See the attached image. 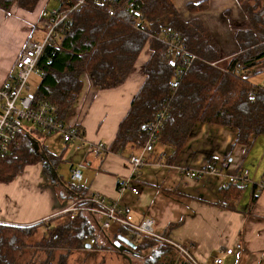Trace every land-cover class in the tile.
I'll list each match as a JSON object with an SVG mask.
<instances>
[{
  "label": "crops",
  "instance_id": "1",
  "mask_svg": "<svg viewBox=\"0 0 264 264\" xmlns=\"http://www.w3.org/2000/svg\"><path fill=\"white\" fill-rule=\"evenodd\" d=\"M170 1L183 20L197 19L204 25L217 41L223 57L239 53L235 36L239 31L248 30L249 25L238 0ZM198 4H202V10L188 11V5ZM56 6L52 0H39L32 11L17 5L9 11L0 9V86L10 81L14 73L13 64L25 42L29 38H41V18ZM35 34L40 36L37 38ZM150 54L148 45H145L125 82L114 89L99 90L88 75L81 76V91L64 120L67 125L79 128L86 143L111 145L133 97L144 84V65ZM263 80L264 72L251 78L253 84ZM35 130L31 129L29 134L21 137V146L29 144L30 149L39 155L47 152L57 156L64 148L66 151L56 166L48 164L44 168L42 163L27 165L11 182L0 183V225L46 230L56 226L63 218L61 210L72 202L68 196L60 195V189L69 184L71 169L83 163L86 168L82 172L81 183L76 186L83 197L100 194L109 200H117L136 223L152 219L157 234L193 245L198 263L213 264L217 250L230 249L233 253L224 259L223 264H264V190L255 192L254 196L252 190L257 182H264V134L250 138L248 145H235V129L197 123L173 165L166 162L171 150L156 144L152 153L145 154L147 164L133 173L126 164L128 156L132 155L129 151L124 155L108 153L96 156L84 145L77 150L65 144L60 152L53 147L49 149L45 144L38 149L31 141ZM132 153L136 155L140 151ZM225 160L228 168L220 176L204 175L192 180L180 174V169L200 170L210 161L220 165ZM244 170L248 172V183L235 210L223 208L220 206L223 186L229 178ZM119 178H126L138 194L130 191L119 193ZM252 197H255L254 202ZM81 217L87 220L93 231L98 223L95 216L82 213ZM121 232L112 225L106 235L89 248L92 251L87 248L74 250L71 258L82 252H104L129 264L110 244L118 236L127 237L124 231ZM142 241L146 246L138 250L141 258L130 257L132 264H142L144 259L154 260L153 264L180 263L171 250L160 248L148 239Z\"/></svg>",
  "mask_w": 264,
  "mask_h": 264
},
{
  "label": "trees",
  "instance_id": "2",
  "mask_svg": "<svg viewBox=\"0 0 264 264\" xmlns=\"http://www.w3.org/2000/svg\"><path fill=\"white\" fill-rule=\"evenodd\" d=\"M38 1L0 0V9L9 11L17 5L32 11ZM238 2L249 29L235 36L239 53L222 60L217 41L204 25L197 19L183 20L170 0H98L97 3L89 0L72 16V24L62 37L55 44L45 46L38 57L36 67L42 75L37 78L33 99L53 105L56 118L64 120L81 91L82 75H88L99 90L117 88L125 82L148 45L151 54L144 65V84L119 123L108 153L124 155L129 151L133 155L132 152L140 151L148 138L149 125L168 101V116L156 143L171 150L166 159L168 165L174 164L197 123L235 129L234 144L248 145L250 138L264 134V90H256L254 97L247 94L252 88L251 78L264 72V0ZM187 9L194 13L203 8L198 4L188 5ZM160 28L177 34L198 57L181 77L171 100L169 82L175 78V69L168 63L163 44L148 38L149 34L155 36ZM219 60L222 61L211 66ZM65 151L66 148L57 156L47 152L39 155L29 144L20 146L15 152L0 156V183L11 182L27 165L56 166ZM241 184V179L229 181L221 190L220 206L235 210L245 188ZM252 190L254 196L256 185ZM62 194L71 200L76 199L74 196L83 197L70 183L62 186ZM32 229L0 225V264H30L22 258L24 247L29 246L26 241L33 235ZM91 233L83 217L70 220L63 216L34 246L39 251H48L43 252L46 260L42 264H53L56 259V264H66L72 251L85 248L84 242ZM132 241L137 244V250L146 246L144 241L139 244ZM146 262L153 264L154 260L146 259Z\"/></svg>",
  "mask_w": 264,
  "mask_h": 264
},
{
  "label": "built area",
  "instance_id": "3",
  "mask_svg": "<svg viewBox=\"0 0 264 264\" xmlns=\"http://www.w3.org/2000/svg\"><path fill=\"white\" fill-rule=\"evenodd\" d=\"M57 6L45 12L40 21L42 37L29 38L14 64V73L10 81L0 86V156H7L18 150L21 146V137L29 134L31 129H37L47 136L58 135L63 143L71 145L75 149L86 146L88 151L96 156H104L108 153V147L104 143L90 145L83 140V136L77 126L67 125L65 120L56 118L55 107L45 101H34L30 79L40 78L41 72L36 67L38 57L47 45L55 44L60 39L65 29L72 24V16L77 13L89 0H52ZM97 3L98 0H91ZM116 1V0H114ZM149 39H155L163 44L168 63L175 69V78L169 82L170 99L178 89L180 79L198 59L191 53L185 42L175 33L160 28L155 36L149 34ZM226 59L225 57L222 60ZM211 63L216 66L220 61ZM264 70V69H263ZM256 90H264V80L258 84H252L248 91L249 97H254ZM170 101L155 116L149 125L148 138L139 154L127 158V167L137 173L141 167L147 164L145 154L152 153L157 143V137L162 130L168 116ZM31 128V129H29ZM83 163L77 164L70 171L69 183L78 186L82 180V172L85 169ZM228 168L225 160L220 165L208 162L200 170L180 169L184 178L197 180L204 175L220 176ZM241 179V187L248 183V172L242 171L229 178L223 186L225 189L230 180ZM256 192L264 190V182L256 184ZM117 191L122 193L130 191L134 195L138 191L133 188L126 178L117 180ZM82 213H89L97 219V226L92 231L88 244L93 247L105 235L112 225H116L127 234V238L141 242L144 239L152 241L160 248H166L174 252L181 264H200L194 257V246L191 244L178 243L168 236L159 235L155 232L152 219H144L134 222L133 217L127 213L117 200H109L100 194H91L72 200L70 205L64 207L60 215L68 216L73 220ZM10 226V225H9ZM158 247V248H159ZM233 253L232 250L219 249L213 259V264H223L224 259Z\"/></svg>",
  "mask_w": 264,
  "mask_h": 264
},
{
  "label": "rangeland",
  "instance_id": "4",
  "mask_svg": "<svg viewBox=\"0 0 264 264\" xmlns=\"http://www.w3.org/2000/svg\"><path fill=\"white\" fill-rule=\"evenodd\" d=\"M35 36L38 38L40 35L35 34ZM38 82L39 80L36 77H32L30 79L32 90H35V88L38 85ZM31 141H32V145H36L38 149H40L41 144L42 145L45 144L49 149H52L51 147L55 148L56 152H60L62 148H64V145H65V143L62 142L60 136L58 135L47 136L45 133L41 132L40 130L33 131V133L31 134ZM35 154H39V152H35ZM31 228H34L32 229L33 235L30 238H28V240L26 241V243L29 246L24 247L25 255L23 256L22 259L24 260V262L29 261L30 264H41L45 260V257L42 254L43 251L36 250L39 248L35 247L34 245L41 238H43V234H45L47 230L46 228H41V227L40 228L24 227L23 229L31 230ZM62 253H65V252H62ZM74 253L75 252L72 251L71 255L67 257L66 264H125L123 260H119L117 259L115 255L111 256L109 253L82 252L80 253V255H75L76 257L71 258L72 254ZM57 255H56V258H57ZM56 262H57V259L56 261L53 262V264H56ZM142 264H148V263L144 259Z\"/></svg>",
  "mask_w": 264,
  "mask_h": 264
},
{
  "label": "water",
  "instance_id": "5",
  "mask_svg": "<svg viewBox=\"0 0 264 264\" xmlns=\"http://www.w3.org/2000/svg\"><path fill=\"white\" fill-rule=\"evenodd\" d=\"M110 244L117 252L128 260L129 264H132L130 257L141 258V253L137 250V245L127 237L118 236L117 240ZM85 248L89 249L90 245L86 243Z\"/></svg>",
  "mask_w": 264,
  "mask_h": 264
}]
</instances>
